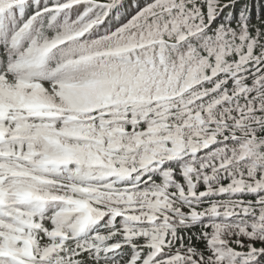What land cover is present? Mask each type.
<instances>
[{"label":"snow or ice","instance_id":"snow-or-ice-1","mask_svg":"<svg viewBox=\"0 0 264 264\" xmlns=\"http://www.w3.org/2000/svg\"><path fill=\"white\" fill-rule=\"evenodd\" d=\"M0 0V264H264V0Z\"/></svg>","mask_w":264,"mask_h":264},{"label":"trees","instance_id":"trees-1","mask_svg":"<svg viewBox=\"0 0 264 264\" xmlns=\"http://www.w3.org/2000/svg\"><path fill=\"white\" fill-rule=\"evenodd\" d=\"M254 4H255V11H260V5L259 3L256 2V0H253Z\"/></svg>","mask_w":264,"mask_h":264}]
</instances>
